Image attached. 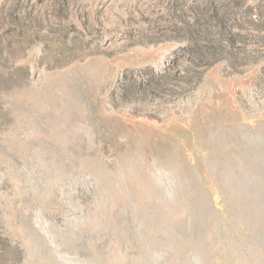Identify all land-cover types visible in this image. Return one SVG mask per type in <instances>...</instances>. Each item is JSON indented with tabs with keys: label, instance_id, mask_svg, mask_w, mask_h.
<instances>
[{
	"label": "rangeland",
	"instance_id": "374dc122",
	"mask_svg": "<svg viewBox=\"0 0 264 264\" xmlns=\"http://www.w3.org/2000/svg\"><path fill=\"white\" fill-rule=\"evenodd\" d=\"M0 264H264V0H0Z\"/></svg>",
	"mask_w": 264,
	"mask_h": 264
}]
</instances>
